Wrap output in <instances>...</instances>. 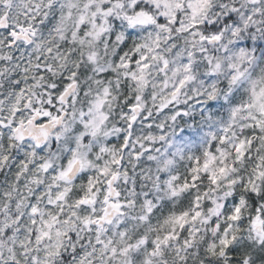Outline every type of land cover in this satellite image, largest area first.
I'll use <instances>...</instances> for the list:
<instances>
[{"label":"clouds","instance_id":"obj_1","mask_svg":"<svg viewBox=\"0 0 264 264\" xmlns=\"http://www.w3.org/2000/svg\"><path fill=\"white\" fill-rule=\"evenodd\" d=\"M0 264H264V0H0Z\"/></svg>","mask_w":264,"mask_h":264}]
</instances>
